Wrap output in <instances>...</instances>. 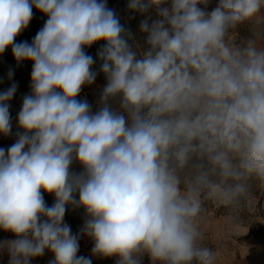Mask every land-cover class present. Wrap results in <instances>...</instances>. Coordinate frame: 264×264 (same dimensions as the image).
I'll return each instance as SVG.
<instances>
[{"label": "clouds", "instance_id": "obj_1", "mask_svg": "<svg viewBox=\"0 0 264 264\" xmlns=\"http://www.w3.org/2000/svg\"><path fill=\"white\" fill-rule=\"evenodd\" d=\"M208 3L129 0L130 10L155 7L159 17L140 23L148 47L138 54L107 0H0V54L11 47L17 62H32L20 131L0 148V229L15 237L0 242L9 264L46 251L49 264H92L64 222L69 205L85 211L93 256L216 264L204 242L206 203L234 211L250 180L264 184V0H219L210 12ZM33 7L47 20L31 44L16 43ZM245 24L251 36L237 43L232 33ZM100 41L106 84L94 113L77 97L96 80L85 49ZM16 91L13 83L0 92L4 136Z\"/></svg>", "mask_w": 264, "mask_h": 264}, {"label": "trees", "instance_id": "obj_2", "mask_svg": "<svg viewBox=\"0 0 264 264\" xmlns=\"http://www.w3.org/2000/svg\"><path fill=\"white\" fill-rule=\"evenodd\" d=\"M217 1L219 0H209L208 6L205 9L206 11H211L217 6ZM129 0H107V7L112 9L117 17L120 20V23L125 27L126 31H130L133 35V39L129 41L130 44L138 51L145 50L148 45L146 43V33L141 32L140 23L144 20H147L149 24L158 19L157 10L155 7H150L149 10L145 13H140L138 11H133L128 8ZM201 8H204L203 5H200ZM47 20V16L33 7V18L29 23V26L23 30L17 37L15 42H28L32 43L37 32L44 26V23ZM104 41L97 42L91 47L85 49L88 55H91L95 63L92 66V70L97 73L96 80L102 84H106V78L102 72H100L101 61L98 57V51L104 45ZM31 70L32 62L31 61H21L17 62L15 57L12 54L11 47L7 48L3 54H0V92L6 91L13 83L17 85V91L13 98L8 101L9 111L12 122V131L8 136L0 134V148L7 150L13 143H15L17 138V133L20 129L17 127V117L18 113L22 107L23 98L26 95L31 94ZM9 72H12L11 79L9 78ZM77 99L84 101L86 100L92 108V111L95 113L101 107L100 104L96 101L90 99L89 97L80 93ZM72 171L74 173H80L83 171L82 166L78 163L73 164ZM259 181L250 180L249 189L257 188ZM248 196V194H247ZM78 199V194L77 197ZM44 199L48 206L53 205L55 202V197L51 194L44 193ZM246 199V198H245ZM243 199L241 202H244ZM86 220L85 211L83 208H73L68 206L64 222L71 227L73 234H76L78 237L83 236L81 234V229ZM253 233L250 232L249 236ZM0 235L5 237H14L11 232H5L0 229Z\"/></svg>", "mask_w": 264, "mask_h": 264}, {"label": "rangeland", "instance_id": "obj_3", "mask_svg": "<svg viewBox=\"0 0 264 264\" xmlns=\"http://www.w3.org/2000/svg\"><path fill=\"white\" fill-rule=\"evenodd\" d=\"M164 6H170V0L169 4ZM250 36L249 27L245 24L239 26L232 33L231 39L239 43ZM103 86L95 80L94 84L85 85L81 94L99 104ZM206 208V220L223 223V229L218 236V240L206 242L208 247L214 249L216 246H228L236 242V244H251V246H255L257 249L260 248L264 252V184L259 182L257 188H250L245 201L241 202L239 208L234 211L211 201L206 203ZM250 232L253 233L251 236H249ZM6 238L10 237L0 235V242Z\"/></svg>", "mask_w": 264, "mask_h": 264}, {"label": "crops", "instance_id": "obj_4", "mask_svg": "<svg viewBox=\"0 0 264 264\" xmlns=\"http://www.w3.org/2000/svg\"><path fill=\"white\" fill-rule=\"evenodd\" d=\"M222 224L220 221L204 219L202 229L205 234V243L218 240V236L223 229ZM14 238L10 237L5 240ZM92 247L93 241L89 237L86 235L79 237L78 255L90 258L92 264H117V257L103 258L93 256L91 252ZM213 250L217 252L216 264H264V252L260 248L257 249L255 246H251V244H236L234 242L228 246H216ZM53 259V254L46 251L43 256L32 259L30 264H49V261ZM0 264H9V255L6 249L0 250Z\"/></svg>", "mask_w": 264, "mask_h": 264}, {"label": "built area", "instance_id": "obj_5", "mask_svg": "<svg viewBox=\"0 0 264 264\" xmlns=\"http://www.w3.org/2000/svg\"><path fill=\"white\" fill-rule=\"evenodd\" d=\"M141 264H151V261L147 255L141 258Z\"/></svg>", "mask_w": 264, "mask_h": 264}]
</instances>
